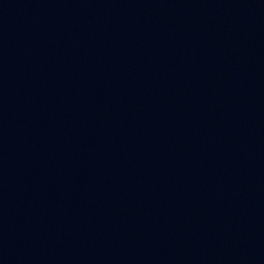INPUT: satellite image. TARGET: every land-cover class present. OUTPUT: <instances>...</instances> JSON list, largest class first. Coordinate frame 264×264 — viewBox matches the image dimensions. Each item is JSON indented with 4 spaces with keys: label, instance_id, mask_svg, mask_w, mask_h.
<instances>
[{
    "label": "water",
    "instance_id": "water-1",
    "mask_svg": "<svg viewBox=\"0 0 264 264\" xmlns=\"http://www.w3.org/2000/svg\"><path fill=\"white\" fill-rule=\"evenodd\" d=\"M0 264H264V0H0Z\"/></svg>",
    "mask_w": 264,
    "mask_h": 264
}]
</instances>
